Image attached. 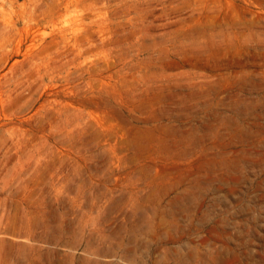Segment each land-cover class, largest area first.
Returning a JSON list of instances; mask_svg holds the SVG:
<instances>
[{
  "label": "rangeland",
  "instance_id": "rangeland-1",
  "mask_svg": "<svg viewBox=\"0 0 264 264\" xmlns=\"http://www.w3.org/2000/svg\"><path fill=\"white\" fill-rule=\"evenodd\" d=\"M0 264H264V0H0Z\"/></svg>",
  "mask_w": 264,
  "mask_h": 264
}]
</instances>
